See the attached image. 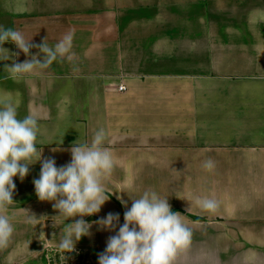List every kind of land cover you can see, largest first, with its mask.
I'll list each match as a JSON object with an SVG mask.
<instances>
[{
    "label": "crops",
    "instance_id": "crops-1",
    "mask_svg": "<svg viewBox=\"0 0 264 264\" xmlns=\"http://www.w3.org/2000/svg\"><path fill=\"white\" fill-rule=\"evenodd\" d=\"M182 1L0 0V26L33 44L47 38L54 47L73 34L70 60L18 79L4 66L29 57L5 43L19 55L0 61V98L12 100L18 118L37 115V147L57 167L71 161L77 140L90 143L105 129L116 162L110 199L84 217L91 234L76 244L94 264L124 223L117 197L130 208L129 196L145 190L168 197L191 230L173 264H264V0ZM179 8L190 10L187 28L169 38ZM208 159L211 170L202 167ZM40 171L37 162L23 181L14 178L7 214L15 231L0 264H35L72 222L36 196ZM198 198L215 200L217 209L203 210ZM109 213L119 214L115 231L94 223Z\"/></svg>",
    "mask_w": 264,
    "mask_h": 264
},
{
    "label": "clouds",
    "instance_id": "clouds-1",
    "mask_svg": "<svg viewBox=\"0 0 264 264\" xmlns=\"http://www.w3.org/2000/svg\"><path fill=\"white\" fill-rule=\"evenodd\" d=\"M46 39L41 44H33L32 39L27 40L22 32L0 26V61L19 55L10 54L3 47L9 42L29 57L22 63L13 60L11 65L5 64L4 71L10 78L18 79L46 70L58 58H72L71 32L54 47H50ZM32 48L39 49L36 55L31 54ZM39 133L35 113L29 112L18 118L17 107L12 100L0 98V249L9 246L15 231L12 217L7 214L8 208L16 203L13 199L16 190L14 178L19 177L23 181L30 166L40 162L39 178L33 180L36 196L40 201L52 202L58 215L66 221L72 220L65 223L57 245L60 264H67L70 254L76 251V244L91 234L92 223L84 217L98 214L110 199L106 182L116 162L110 148L105 146L107 133L103 127L94 132L90 143L77 140L70 148L71 161L60 167L56 166L53 158L42 160V151L37 147ZM202 167L211 170L214 162L208 159ZM117 198L127 209L124 223L115 235L108 238L104 252L99 254V264H173L178 251L191 243V230L183 222V215L172 211L168 197L154 190H145L138 198L129 196L130 208L122 197ZM197 203L208 212H214L218 207L217 202L209 198H198ZM28 219L31 221L32 216ZM94 223L103 230L115 231L119 214L109 213Z\"/></svg>",
    "mask_w": 264,
    "mask_h": 264
},
{
    "label": "rangeland",
    "instance_id": "rangeland-1",
    "mask_svg": "<svg viewBox=\"0 0 264 264\" xmlns=\"http://www.w3.org/2000/svg\"><path fill=\"white\" fill-rule=\"evenodd\" d=\"M182 0H177L175 3L177 7H183ZM181 14V21L176 23V26L172 30L168 36L169 38L172 36H177L180 33H176V30L182 31L187 28V21L189 17V9L188 8H179ZM177 11V10H175ZM190 22V20H189ZM178 32V31H177ZM44 257H40V255L36 258L35 264H60L59 254L57 249H51L49 251H45L43 254ZM43 258V259H42ZM90 256V253L81 249H76V251L70 254L69 259L67 260V264H94L93 258ZM34 263V262H33Z\"/></svg>",
    "mask_w": 264,
    "mask_h": 264
},
{
    "label": "built area",
    "instance_id": "built-area-1",
    "mask_svg": "<svg viewBox=\"0 0 264 264\" xmlns=\"http://www.w3.org/2000/svg\"><path fill=\"white\" fill-rule=\"evenodd\" d=\"M124 89H125V88H124V86H122V85L118 87V90H119V91H123Z\"/></svg>",
    "mask_w": 264,
    "mask_h": 264
},
{
    "label": "trees",
    "instance_id": "trees-1",
    "mask_svg": "<svg viewBox=\"0 0 264 264\" xmlns=\"http://www.w3.org/2000/svg\"><path fill=\"white\" fill-rule=\"evenodd\" d=\"M194 220L199 221L200 219L197 217H193Z\"/></svg>",
    "mask_w": 264,
    "mask_h": 264
}]
</instances>
